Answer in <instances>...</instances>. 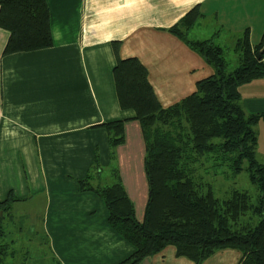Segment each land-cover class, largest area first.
Instances as JSON below:
<instances>
[{
  "label": "crops",
  "instance_id": "obj_1",
  "mask_svg": "<svg viewBox=\"0 0 264 264\" xmlns=\"http://www.w3.org/2000/svg\"><path fill=\"white\" fill-rule=\"evenodd\" d=\"M46 3L49 47L3 54L8 31L0 28V201L11 194L10 210L19 200L44 193L40 241L56 264H116L134 247L108 224L104 201L93 191L80 190L79 180L95 158L99 172L117 168L133 204L134 195L139 197L134 210L140 220L147 199L141 181L144 142L138 121L130 119L133 111L118 103L112 72L117 58H137L158 101L168 106L214 72L169 28L196 6L201 17L191 29L201 35L188 39H211L232 48L247 28L250 44L257 45L264 0ZM239 92L246 112L264 111V75L240 85ZM125 118L124 141L111 148L102 124ZM31 179L42 184L36 192L29 188ZM240 256L238 249L223 248L201 264H237ZM137 264L193 262L166 246Z\"/></svg>",
  "mask_w": 264,
  "mask_h": 264
},
{
  "label": "trees",
  "instance_id": "obj_2",
  "mask_svg": "<svg viewBox=\"0 0 264 264\" xmlns=\"http://www.w3.org/2000/svg\"><path fill=\"white\" fill-rule=\"evenodd\" d=\"M201 17L190 9L169 31L196 49L214 72L196 82L193 92L168 106L158 101L148 81L147 69L135 57L117 58L112 69L118 103L131 109L144 142L143 168L147 199L142 219L135 216L134 204L112 167L111 183L97 181L93 167L79 180L80 190L95 192L108 211L112 229L133 245L134 251L116 264H137L167 245L176 255L201 264L219 249L241 252L237 264H264V161L256 158L254 125L264 111L244 110L239 86L264 75V47L251 45L248 29L232 48L211 39L190 40L189 30ZM0 28L8 31L3 54L42 49L52 45L50 15L46 0H0ZM232 54L235 61L228 60ZM105 122L111 148L124 141V122ZM245 171L255 186L256 197L237 187L226 189L223 197L215 191V176L234 178ZM221 172V173H217ZM10 194L0 201L8 209ZM0 216V264L9 244L3 241Z\"/></svg>",
  "mask_w": 264,
  "mask_h": 264
},
{
  "label": "rangeland",
  "instance_id": "obj_3",
  "mask_svg": "<svg viewBox=\"0 0 264 264\" xmlns=\"http://www.w3.org/2000/svg\"><path fill=\"white\" fill-rule=\"evenodd\" d=\"M200 35L201 34H197L196 29H191L188 33L190 38L198 37ZM228 60L232 62L235 61V58H232L231 53L228 54ZM254 129L257 136L256 158L260 162H263L264 122L259 120L254 125ZM142 174L144 173L142 172ZM215 178V191L218 196L223 197L226 189L234 187L246 190L252 195L253 199L257 195L255 186L249 182L248 175L245 171L240 172L234 178L228 176V179L225 181L222 174H217ZM97 181H101L102 183H111L113 181V176L109 170H104L100 173V177H95L92 180L93 183H96ZM141 181L143 187H145L143 193L145 191V194H147L145 176H141ZM41 186L42 184L38 181V179L30 180L29 188L32 192H36ZM145 194H143V197ZM134 198V205L135 203L138 204L139 197L134 195ZM145 202L146 200H144V204L140 207V211L138 213L140 219H142ZM45 203V195L44 193H41L39 195H35L32 199L29 197L26 202L19 200L11 207L10 210H4L3 212L0 211V216H2L1 224L4 230L2 242L9 244L8 251L3 259V264H56L52 254L49 252L47 247L44 246L43 242L40 241ZM167 246L173 247V245Z\"/></svg>",
  "mask_w": 264,
  "mask_h": 264
},
{
  "label": "water",
  "instance_id": "obj_4",
  "mask_svg": "<svg viewBox=\"0 0 264 264\" xmlns=\"http://www.w3.org/2000/svg\"><path fill=\"white\" fill-rule=\"evenodd\" d=\"M264 51V47H261L260 49H258L256 52H255V56L257 58H259L261 56V54L263 53Z\"/></svg>",
  "mask_w": 264,
  "mask_h": 264
}]
</instances>
